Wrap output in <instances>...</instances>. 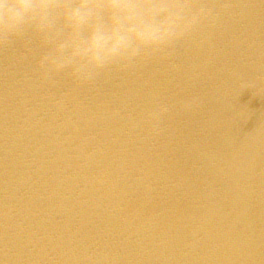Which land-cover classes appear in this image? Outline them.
<instances>
[{"label": "bare ground", "instance_id": "obj_1", "mask_svg": "<svg viewBox=\"0 0 264 264\" xmlns=\"http://www.w3.org/2000/svg\"><path fill=\"white\" fill-rule=\"evenodd\" d=\"M84 82L0 43V264H264V0Z\"/></svg>", "mask_w": 264, "mask_h": 264}, {"label": "clouds", "instance_id": "obj_2", "mask_svg": "<svg viewBox=\"0 0 264 264\" xmlns=\"http://www.w3.org/2000/svg\"><path fill=\"white\" fill-rule=\"evenodd\" d=\"M213 13L209 0H0V43L34 34L45 77L69 73L88 82L169 47Z\"/></svg>", "mask_w": 264, "mask_h": 264}]
</instances>
